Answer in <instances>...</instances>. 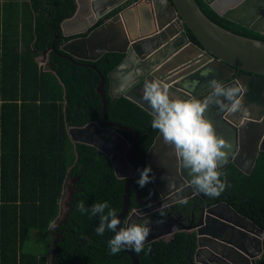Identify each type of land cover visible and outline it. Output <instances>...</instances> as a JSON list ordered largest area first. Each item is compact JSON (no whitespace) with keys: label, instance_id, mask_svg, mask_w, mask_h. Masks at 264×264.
I'll use <instances>...</instances> for the list:
<instances>
[{"label":"trees","instance_id":"1","mask_svg":"<svg viewBox=\"0 0 264 264\" xmlns=\"http://www.w3.org/2000/svg\"><path fill=\"white\" fill-rule=\"evenodd\" d=\"M195 1L217 25L264 40L263 34L217 15L202 0ZM74 9L73 0H0V264H49V226L59 212L67 173L77 178V191L71 201L75 211L65 224L69 232L62 243L66 252L61 263L121 264L109 262L113 255L107 241L114 233L106 230L98 236L99 217L77 211L81 200L86 207L107 201L119 213L124 179L115 176L101 151L72 142L67 132L70 126L90 121L103 126L95 71L67 59L59 49V23ZM46 50V60L38 64ZM120 59V54L108 52L92 64L105 78ZM102 89L106 118L134 131L140 141L137 158L142 161L158 131L151 128L152 115L123 96L109 97L106 83ZM220 170L229 186L219 197L205 196L206 204L223 201L264 232V151L257 153L248 174L231 162ZM34 233L43 252H32ZM84 236L82 245L76 246ZM149 247L151 252L145 254ZM193 247L192 238L176 232L166 241H148L145 251L134 253L139 264H189ZM255 264H264V240Z\"/></svg>","mask_w":264,"mask_h":264},{"label":"water","instance_id":"2","mask_svg":"<svg viewBox=\"0 0 264 264\" xmlns=\"http://www.w3.org/2000/svg\"><path fill=\"white\" fill-rule=\"evenodd\" d=\"M73 1L75 9L72 15L59 23L60 37L63 39L85 33L84 36L73 38L66 44L79 49L85 47V50L92 48L96 50V55L85 56L86 61H94L108 52L120 54L121 59L106 73L105 78L93 64H87L98 77L95 91L101 102L100 115L103 126L90 121L81 126L68 127L67 132L72 142L95 146L93 139L102 134L105 141L116 137L126 143L125 138L116 132L120 130L129 134L135 146L136 140L130 128L106 118L105 92L102 87L106 83V93L109 97L123 96L152 115L150 106L143 100V87L146 81H158L168 85L172 98L189 99L197 98L205 90L210 89L208 81L212 79L219 82L228 80L224 85H231L238 80L248 89L244 96L248 112L246 115L222 113V121L233 131L234 149L239 153L245 146L244 141L249 134L256 135L258 140L264 136V40L238 35L217 25L205 16L195 0ZM202 1L217 15L264 34L263 0ZM99 21L101 22L97 24ZM184 28L191 33L197 44L187 38ZM253 42H258L261 47H254ZM51 48H54L53 43ZM61 49L71 59L72 52L65 46ZM193 81H199L196 87L190 86ZM258 150L264 151V148L257 146L253 148L245 168L234 159L235 157L229 158L227 162L233 163L243 173L248 174ZM103 153L109 158L115 176L126 178L128 174L118 173L116 161ZM122 154L123 152L119 155L118 161L129 168L130 174L134 173ZM129 155L128 161L139 170H143L145 166L151 167L150 175L153 176V180L148 183L149 195L151 190H154L160 200L159 203L170 192L176 190L177 186L190 184L191 177L187 170L179 166L171 147L163 144L159 131L147 150L144 163L134 160L131 151ZM168 173L173 181L166 190H163L165 180L169 177ZM71 180L67 173V181L64 182L62 190L64 197L58 202L60 218L63 217L67 201L71 199ZM131 185L137 188L136 184L129 180L123 183L122 205L117 214L121 221L128 209ZM241 218L247 221L250 229L232 226L218 217H209L203 224L200 221L203 228H197L198 244L200 238L207 240L212 238L220 243L223 227L238 229L244 238L238 243L234 242L231 249L234 254H241L246 264H255L260 246L253 251L251 241L254 238L253 233L261 234L262 231L250 220L243 216ZM172 233V230H169L165 235L170 236ZM161 236L163 234L156 235L157 238ZM153 238H147L146 242ZM122 251L129 257L131 264H139L133 250L125 248ZM215 256L218 258L219 254ZM220 261L221 259L218 262ZM231 262L235 264L234 261Z\"/></svg>","mask_w":264,"mask_h":264},{"label":"flooded vegetation","instance_id":"3","mask_svg":"<svg viewBox=\"0 0 264 264\" xmlns=\"http://www.w3.org/2000/svg\"><path fill=\"white\" fill-rule=\"evenodd\" d=\"M84 35L85 33L81 35L69 36L63 39L60 37L61 44L59 46V49L61 50L62 55L64 57H66L67 59L81 66H85L89 63L92 64L93 61H86L84 58L88 54L96 55L97 51L94 50L93 48L85 50V47L82 49H79L74 46H68L66 42L73 38L81 37ZM62 46H65L66 49L72 52L73 55L71 59L68 58L67 53L62 51L61 49ZM47 52L48 51L46 50L43 54H41L37 58V60H40L42 64L47 58L46 56ZM100 57H98L97 59H99ZM226 81H223L221 83L224 84ZM210 92H211V89H207L202 94L198 95L196 99H203ZM222 113H223L222 111L213 107L209 111V113H207V118H209L213 122V125L216 129L217 134L223 136L225 139L229 140L232 144V149H231V152L229 153L227 160L229 158L231 159L232 157L233 158L235 157L234 159L242 167L245 168L246 164L249 161V158L251 157V152L253 151V148L256 146L264 148V136L263 137L261 136V138H259L258 140V137L256 135L249 134V136L246 137L247 139L244 141L245 146L242 149H240L239 153H237V149H234L235 140L233 139V131L228 127V125H226L222 121ZM116 132H118L123 138H125L126 143H123L121 140H119L116 137H113L112 140L110 141H105V139H103L102 134H99L97 137L95 136V138L93 139L95 146L93 145L92 146L97 148L102 153L105 152L108 156L112 157V159L116 161L118 173L123 174V175L128 174L126 178H120V179H124V182L126 180H129L135 183L137 186V188H135V186L131 185L129 188V205L121 221L122 227H127L129 224H132V223L143 224L145 221H149V226L152 228V231L149 237L153 238L154 236L156 237V235L163 234L161 238L156 237V238H153L152 240H164V241L170 239L176 232H183L184 234L188 236V238L189 237L192 238L193 244H194L189 264H204V263L205 264H233L231 260L234 261L235 264H246L243 261V258L241 257L242 255L234 254L233 250L231 249V246L234 244V242L238 243L240 240L244 238L243 233L240 232L238 229H235L232 227H227V228L223 227L220 243L218 241L213 240L212 238H209V240H207L206 238H200L199 240L200 246H199L197 242V236H196L197 228H203L200 225V221L203 224L204 221L207 220L209 217H218L219 219L230 223L232 226L237 225L239 228L246 227L250 229L247 221L241 218L242 215L238 214L233 208H231L229 205H227L223 201L206 204L205 195L195 194L190 184L189 185L183 184L181 186H177L176 190L170 192L159 203L160 200L158 196L157 195L154 196L155 195L154 193H156L154 190H151V195H149L148 184L143 188L137 185L136 180L139 178V171H138L139 169L136 167V165H133L128 161V157H130L129 152L131 151L132 153L131 156L134 160L144 163V158H145V155L149 147L144 152L143 160L140 161L137 158V154L139 152L138 144L140 141L135 138L136 145L134 146L127 132L120 131V130L118 131L116 130ZM132 132L135 137V133L133 130ZM122 133L127 134L128 138H126ZM140 138L142 139L143 137L141 136ZM259 151L260 150H258V152ZM121 152H123L122 156L124 160L127 161L129 166L133 169L134 173L130 174L131 172L129 168H127L124 163H121L118 161V157L119 155H121ZM227 160L224 162V164L228 163ZM109 163H110V160H109ZM71 178H72L71 183H70L71 188H72L71 199L67 201L68 203L66 205L67 207L65 208L64 213H62L63 217L61 218L59 217V214H61L59 210L57 217L52 221L50 225V233H51L50 242H49L50 249L48 250V253H47L49 264H62L61 263V260L63 258L62 255H64L65 254L64 252H66L61 248L62 243L65 240L66 235L69 232V229L65 226V224L68 222V220H70L71 216H73L72 213L75 211V207H72L71 201L73 200V196H74L73 193L77 191V189L74 186L76 184L77 178L72 177V176ZM172 179H173L172 176L169 174V177L165 180L166 184L162 187L163 190H166L167 187L171 185L173 181ZM66 181H67V178L65 182ZM63 197H64V193L62 192L59 202L63 199ZM182 198H187L188 203L187 204L179 203V200ZM158 209H160L161 211L165 213L163 217L160 216L159 212L157 211ZM157 221H162V222L157 223ZM169 230H172L173 233L170 234V236L165 235L166 232H169ZM253 235H254V238L251 241L253 245V251H256L257 247L260 246V253H261L262 243L264 240V232L262 231L261 234H259V232H256V233H253ZM85 237L86 236L82 237L80 239V242L76 246L82 245ZM226 241L231 244L225 243ZM228 246H230V248H228ZM71 253L73 254L74 251H72ZM217 253L219 254L218 258L217 256H215V254ZM83 254L85 256V252H82V256ZM259 255L257 256L259 257ZM110 257L111 259L109 260V262L120 261L121 264H123L126 260L130 262L129 257L123 251H121L115 256H110ZM218 259L219 260L221 259V261L218 262L219 261ZM247 264H250V263H247Z\"/></svg>","mask_w":264,"mask_h":264},{"label":"clouds","instance_id":"4","mask_svg":"<svg viewBox=\"0 0 264 264\" xmlns=\"http://www.w3.org/2000/svg\"><path fill=\"white\" fill-rule=\"evenodd\" d=\"M253 45L261 47L258 42H253ZM198 83L199 81H193L190 86L196 87ZM208 85L211 92L203 99H179L170 96L168 85L158 81H146L143 87V100L152 110L151 128L159 131L163 144L171 147L179 166L187 170L191 177L190 186L195 194L216 198L229 186L226 174L220 168L227 160L232 144L217 134L213 122L207 118V113L215 107L231 115L237 113L246 115L248 109L244 103V96L248 89L238 80L231 85H224L212 79L208 81ZM138 171L139 178L136 183L139 187L143 188L152 182L150 166ZM179 203L187 204L188 200L182 198ZM77 211L80 214L99 217L100 223L95 230L98 236H103L106 230L114 233L107 241L110 255L115 256L125 248L136 253L145 251V242L152 231L149 221L122 227L117 209L112 208L107 201L86 207L85 202L81 200L77 204ZM157 211L161 217L165 215L160 209ZM149 252L150 247L145 254Z\"/></svg>","mask_w":264,"mask_h":264},{"label":"rangeland","instance_id":"5","mask_svg":"<svg viewBox=\"0 0 264 264\" xmlns=\"http://www.w3.org/2000/svg\"><path fill=\"white\" fill-rule=\"evenodd\" d=\"M49 232H50V226H49ZM35 236H37L35 233L32 234V237H33L32 246L34 247V250H32V252L33 251L38 252V253L43 252L44 251V247L40 245L39 241L36 242L37 240L35 239ZM46 251H48V249H46Z\"/></svg>","mask_w":264,"mask_h":264},{"label":"crops","instance_id":"6","mask_svg":"<svg viewBox=\"0 0 264 264\" xmlns=\"http://www.w3.org/2000/svg\"><path fill=\"white\" fill-rule=\"evenodd\" d=\"M130 17H132V15H130ZM132 18H133V17H132ZM132 18H131V19H132Z\"/></svg>","mask_w":264,"mask_h":264},{"label":"built area","instance_id":"7","mask_svg":"<svg viewBox=\"0 0 264 264\" xmlns=\"http://www.w3.org/2000/svg\"><path fill=\"white\" fill-rule=\"evenodd\" d=\"M38 64H41L40 62Z\"/></svg>","mask_w":264,"mask_h":264}]
</instances>
